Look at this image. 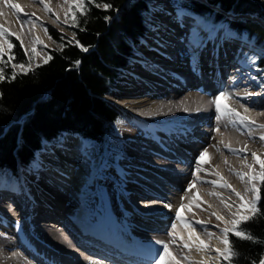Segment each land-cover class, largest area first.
<instances>
[{
	"label": "bare ground",
	"instance_id": "obj_1",
	"mask_svg": "<svg viewBox=\"0 0 264 264\" xmlns=\"http://www.w3.org/2000/svg\"><path fill=\"white\" fill-rule=\"evenodd\" d=\"M44 4L0 0V26L25 49L47 45L45 17L57 16L63 8L53 0ZM151 31V45L124 69V80L115 89L119 101H108L137 122L133 136L138 139L130 142L117 170L130 183L134 179L126 176L136 168L139 181L132 189L124 184L125 191L100 181L89 171L94 167L93 142L84 139L74 145L66 133L60 144L44 151L52 160L40 157L36 180L18 181V175L0 171L12 178L9 182L0 175V264H154L163 248L156 241L168 245L169 255L161 264H215L211 259L216 256L208 253L217 255L220 245L211 233L215 223L209 215L228 226L243 211L238 208L242 193L249 194L253 183L259 188L261 165L252 153L264 161V92L246 98L258 93V86L241 82L253 71L244 62L246 51L241 53L238 38L209 39L193 71L188 55L178 61L180 52L187 53L188 27L174 22L173 11L164 10L146 35ZM220 92L224 96L217 112ZM252 176L254 181L249 180ZM7 198L14 209L1 204ZM199 204L204 205L200 216L193 210ZM46 218L61 223L63 232L40 223Z\"/></svg>",
	"mask_w": 264,
	"mask_h": 264
},
{
	"label": "trees",
	"instance_id": "obj_2",
	"mask_svg": "<svg viewBox=\"0 0 264 264\" xmlns=\"http://www.w3.org/2000/svg\"><path fill=\"white\" fill-rule=\"evenodd\" d=\"M151 1L83 0L87 9L84 12L73 5L70 17L75 15L79 23L74 24L71 19L72 39L60 38L49 31L58 46L47 51V63L29 64L17 40L11 35L5 38L18 57L10 61L4 55L2 61L7 66L0 62L6 77L0 81V171L7 170L16 176L19 170L34 164L36 153L45 143L64 133L95 142L104 162L109 166L115 163L111 149L120 116L105 96L112 91L146 35L145 15ZM180 2L204 22L224 23L236 35L248 38L255 46L257 66L264 71V0ZM104 3H111L113 8L105 10ZM105 16L110 19L106 21ZM17 62H25L31 71L25 74L14 70L12 63ZM13 71L17 76L11 80ZM258 189L261 195L258 207L264 212L261 181ZM238 227L248 230L255 241L240 239L229 232L228 239L238 253L231 258V264H260L264 259V215ZM220 264L229 261L222 258Z\"/></svg>",
	"mask_w": 264,
	"mask_h": 264
},
{
	"label": "rangeland",
	"instance_id": "obj_3",
	"mask_svg": "<svg viewBox=\"0 0 264 264\" xmlns=\"http://www.w3.org/2000/svg\"><path fill=\"white\" fill-rule=\"evenodd\" d=\"M51 1L52 0H48V2L50 4H51ZM53 1H54V3L57 4V7L59 9L63 8V10H61V12L59 11L60 13H58L57 16L52 14V13H49L45 17V19L47 20L46 22L49 21L48 22L49 24L44 25L42 31H43V34H44L45 38L48 41L47 45H42V44L36 45L35 44V46H31L30 49H25L22 46L20 41H18L13 35L9 34V35H11L12 37H14L17 40V42H18V44H19V46L21 48V51L23 52L27 62L29 64H31V65H33V63L36 64V63H40V62L45 61L46 58H47V51L58 46V44L54 40H52V38L50 37L49 31H52L53 33L58 35L60 38L72 39V32L70 30V27H71V17H70L71 8H70V5L72 7L73 6V2H72V0H65V2H64L65 5H64V4L61 3L62 0H53ZM173 6H174V0H152L149 3V11L145 15L146 21H147V25L150 27L152 22L155 24L157 22L158 17L161 16V13L164 10L173 11ZM58 8H56V9H58ZM246 17H250V16L247 15ZM195 18H196V21L198 23H201L203 25V27L205 29V31L202 32L203 34H206L207 31H211L213 28L215 29V31L212 32V36H214L215 41L216 40H220L222 42L223 41L222 38H226L227 36H229V37L233 38L234 40H236L238 38L242 43L244 42L245 45L247 47H249V49H247V47H244L245 45H243L241 42L239 43V46L242 47L241 50L239 49L241 51V53H244V50L246 51V61L244 59V62H246V64L248 66H250L249 70L253 71L252 73H250L247 76L246 75L242 76L243 79L241 78V82L249 81L250 84H252V83L254 84L255 83V86L256 87L258 86V88L256 89V92H258V93L259 92H264V89H262V85H264V71L259 69L258 66H257V61H256L257 54H256V50H255L254 44L250 40L245 38L244 36H239V37L236 36V34H234L233 31H230L228 29V27L224 23H217L216 25H211V24H209L207 22H204L203 20L199 19L198 17H195ZM189 21L191 23V20H189ZM187 25L188 24H186L185 26H187ZM154 32L155 31L149 32V34H147L140 41L139 46L134 51V54H133L134 57L136 56V54H138V52H141L142 50L144 51L145 48L147 50V47H149L151 45V41L155 37ZM215 33H216V35H215ZM25 37H26L25 39H27L29 41V43H31V38L27 37V36H25ZM209 42H211V41H209ZM7 43H9V42L7 41ZM7 43L5 42V39H0V44L4 45V49H5V54L4 55H6L8 57L14 55V59H17L18 55L13 53L12 49H11V52L8 51ZM233 44H234L233 41L229 43V45H233ZM236 45H237V43H236ZM33 50H35V51L33 52ZM181 54H183V56ZM186 55H188V54L185 53V52L184 53L180 52L179 55H178L179 56L178 61L179 60L182 61L183 57L186 56ZM252 57H255V61L254 62H251V60H250V58H252ZM14 59H11V60H14ZM132 63H134L133 59H131V62H130L129 66H131ZM14 64H16V63H12V65H14ZM127 68H124V69H127ZM13 69L16 70V71H21V69L19 67H16V68H13ZM124 69L122 70V72L120 74V78L115 83L112 91L108 95L105 96V99L107 101H111V102L112 101H114V102H118L119 101L118 100L119 96H117V94L115 93V89L118 87V85H120L121 81L124 80L122 78V75L124 74ZM252 77H256V79L254 80V79H252ZM111 105H112V103H111ZM114 108L118 111L119 116H120V118L117 120V122L115 124V132H116L115 136L116 137H115V139H113V143H112L113 147L111 149V154L114 155L113 158H114L115 164L109 166L108 163H105L104 162V157H102L99 154L98 145L95 142L92 141L93 142V151H94V154H93L94 155L93 156V160H94L93 166L94 167H93V170L89 169V171H90L91 175H94L96 173L98 178H100V181L102 180V181L107 182L114 189H119V190L125 191L123 185L126 184L128 180L125 179V177H124L125 175L124 174H123L124 176H122L118 172L117 167L120 165V163H121V165H123V163L125 162V158L124 157H125V155H127L129 153L128 150H129V147H130L131 143L136 141V139H138V137L133 136V134H135V132L137 131L134 128L135 127V123H137V122H135V120L132 121V118H130L128 116V113L126 114L125 112H121L120 110H118L116 107H114ZM131 109L133 110V112H135L137 110L140 111L139 109H135V108H131ZM145 110L148 111V109H145ZM130 124H132V125H130ZM198 130H200V129H198ZM126 132H130L129 135H127ZM196 132H198V131H196ZM66 134H68V133H66ZM72 135L73 134L69 133V135H66V137L73 138V140L75 139L74 140V145H76V144L79 145V143L82 140L80 141L78 138H76L74 135L73 136ZM204 138H206V137H204ZM58 140H60V139L54 140L55 142H53V143L44 144L43 148L39 152H37V156L35 158L36 161H34V164L32 166L28 167L27 169H21L20 171H18L16 173L18 175V178H16V180L19 181L20 179H26V178L27 179L36 180V178L38 176H40V174H39L40 168H41L40 167L41 163H39L40 162V157L41 158H45L46 157V159L49 158L48 160H52L51 159V158H53L52 155L48 156V153L46 154L44 151L54 147L58 143L60 144V141H58ZM198 143H200V142H198ZM124 152H125V154L123 156ZM54 161H57V160L55 159ZM85 167H86V165H85ZM197 167L199 168L198 165H197ZM132 168L133 167H131V170L128 171V176H126V177H128V179H132V180L134 179V180L130 181V183H127L128 185H132V183L134 184L136 181H139V176H135V175H138V171L136 170V168H134L133 171H132ZM0 175L4 176V178L7 181H9V182H10V179H12V178L9 177L7 172H0ZM150 187H154V186L150 185ZM166 187L168 189H171L169 185H166ZM130 188L131 189L134 188V185H132ZM171 191H173V190H171ZM177 191H179V193L181 192L180 190H177ZM248 193L249 194H247V193L243 194L242 193V195H243L242 197H244L243 198L244 199L243 204H247L250 200L253 199V197H252L253 193H251V192H248ZM165 196L169 197V199H170L171 195L165 193ZM201 196H202V198H205L203 195H201ZM113 197H114V200H115L116 204H120V201H119L118 197H116V196H113ZM203 206H204L203 204H199L200 208L199 207L194 208L193 209L194 212L197 213L200 216L201 213H202ZM238 208L242 209V207L241 208L238 207ZM225 212H226V210H225ZM250 214H251V212H249L245 208H243V211L241 210V212L238 214V216L235 219H232V220L229 219V225L228 226L227 225L224 226L221 223H218L219 221L216 219L217 217L216 218H212V216L208 214L211 217V219L214 221V223H215V227H213V228L211 227V233L214 236H218L216 238V240H217V243L220 245V250L221 251H223V249L225 247V245L222 243V240L224 239V235H223L222 229H225V228L231 229L232 226H233L232 225V221L233 220H236L239 217H243L245 215L249 216ZM216 221H218V222H216ZM209 226L210 225H208V228H209ZM208 254H209L210 257L216 256L215 259H211V260H215V264H220V260L223 258L222 256H220L218 253H217V255H214V254H212V252H210Z\"/></svg>",
	"mask_w": 264,
	"mask_h": 264
},
{
	"label": "snow or ice",
	"instance_id": "obj_4",
	"mask_svg": "<svg viewBox=\"0 0 264 264\" xmlns=\"http://www.w3.org/2000/svg\"><path fill=\"white\" fill-rule=\"evenodd\" d=\"M39 3L44 4V0H38ZM73 5L76 9L82 10V12L87 11V9L84 8L83 0H72ZM89 2H93V0H89ZM95 6L97 8L100 7L99 3H96ZM12 7L17 10V13L19 14V8L17 5L13 4ZM45 10L50 11L48 9L47 4H44ZM71 8V5H70ZM103 8L105 10L112 9L113 5L111 3H104ZM72 22L74 24H78L79 21L76 19L75 15L71 17ZM110 17L105 16V20H109ZM173 20L176 24H178L180 27H185L186 21L191 20V23L187 25L188 27V34L186 36V52L192 61L193 65V71H196L199 67V58L202 54V51L204 47L206 46V42L209 39H213L212 32L215 31L213 28L211 31H207L206 34L202 35L201 33L205 31L203 25L201 23H198L196 21V18L194 16L190 15V10L186 8V6L180 2V0H174V6H173ZM27 21L22 19V23H26ZM83 31L84 29L81 28ZM9 33L6 31V29L3 28V26H0V39H5ZM227 38V37H226ZM5 42L7 43V40L5 39ZM8 51L11 52V49L13 45L11 43H7ZM83 51H88L86 47H82ZM35 50H33L34 52ZM5 54L4 45L0 44V62L2 61V58ZM14 59V55L9 57V60ZM50 59V58H49ZM251 62L255 61V57L250 58ZM5 66H7V62H3ZM47 63V61H45ZM76 64L79 65L80 61H76ZM13 68L19 67L22 72L27 74L31 71V69L27 66L25 62H17L16 64L12 65ZM17 73L15 71L12 72L11 80L16 79ZM6 79L4 74L3 67H0V81H4ZM252 79H256V77H252ZM262 89H264V85H262ZM262 93H251L250 96L255 95H261ZM224 96V92H220L219 95L216 96V111H221V105L219 103L220 98ZM227 110V109H225ZM230 111V110H228ZM241 123H244L243 118H241ZM261 139H264V137H261ZM235 151V150H232ZM207 150L200 152L197 162L203 161L204 156L206 155ZM252 157L254 160H256L261 165V172H260V181L264 183V161H260L256 155V153H252ZM243 179V174L237 173ZM256 177L252 176L249 177L250 181H254ZM227 186V185H226ZM230 187V186H229ZM251 192L253 193V199L250 200L247 204H242L241 207L245 208L247 211L251 212L252 215L248 216L245 215L243 217H239L236 220L232 221V228L231 229H222L224 239L222 240V243L225 245L223 251L220 249H217V253L224 258V260L229 261V264H231V258L238 255V253L234 250V247L230 240L228 239L229 232H232L236 237L244 240H252L255 241V237L246 229L239 228L238 226L241 225L242 222L251 221L258 216L264 215V212L261 211V209L258 207V204L261 200L260 190L256 188L255 184H252ZM237 196H239V193H236ZM241 200H243V197H241ZM183 207V205H182ZM177 218H180L179 211H177ZM217 219H220V217H217ZM17 225H19V222H17ZM174 227V226H173ZM191 235V234H190ZM157 244H161L163 246L162 251L158 253V259L154 261V264H161V261L164 259L165 256L169 255L168 253V245L165 244L163 241H156ZM203 246V242H200ZM187 247V245H185ZM260 264H264V259L260 260Z\"/></svg>",
	"mask_w": 264,
	"mask_h": 264
}]
</instances>
